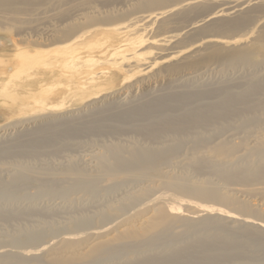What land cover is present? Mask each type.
Returning <instances> with one entry per match:
<instances>
[{"label": "bare ground", "instance_id": "obj_1", "mask_svg": "<svg viewBox=\"0 0 264 264\" xmlns=\"http://www.w3.org/2000/svg\"><path fill=\"white\" fill-rule=\"evenodd\" d=\"M62 1L58 0L59 5L50 0H0V48L13 42L5 29L17 24L32 25L42 18L41 12H32L35 6L58 5L47 16L49 23L40 22L34 32L47 40L61 35L60 41L65 42L48 51L36 50V55L41 61L51 59L46 62L49 71L63 57L67 61L63 71L67 74L81 64L93 62V57L82 59L91 48L85 42L91 31L86 27H98L91 31V39L102 36L110 46L118 35L127 37L133 46L119 53L137 55L138 47L147 40L138 26L146 20L155 23L167 11L172 13L158 25L161 30L171 25L185 27L170 35L174 38L185 34L174 45L179 47L197 37L211 35L220 39L235 34L251 19L249 13L238 16L237 11L252 3L264 4V0H254L239 8L222 7L188 23L192 8L216 7L219 0H69L61 4ZM262 9L264 5L249 11ZM120 15L125 25L109 26ZM261 21L264 17L254 24ZM257 41L264 44V25ZM204 52L195 63L181 59L163 69L191 68L211 60L233 68L249 64L244 48H225L216 43L207 45ZM14 56L17 62L0 74V78L8 75V82L16 67L20 72L25 67L27 54L19 50ZM132 66L130 60L121 62L114 73L108 69L91 78L80 77L77 82L83 93L86 85L98 88L116 84L118 75ZM258 77L246 83L240 81L236 90L229 83L223 87L162 90L149 100L144 95L137 100L129 98L122 107L103 100L90 104L81 114L53 117L48 119L50 124H38L23 132L18 129L14 137L0 140V158L13 166L9 178L0 174V203H4L0 204L1 217L20 216L32 209L44 213L58 209L54 204L42 208L40 198L61 199L69 206L87 200L85 205L99 207H95L93 215L70 218L66 223L69 230L45 242L46 235L59 225L50 221L43 226L47 223L35 219L39 226H21L16 239L12 238L13 247H0V264H264V214L240 198V194L264 193V75ZM130 80L125 75L121 83ZM47 92L46 87L40 89L37 100ZM259 93L263 94L255 97ZM252 97L256 101L251 102ZM129 133L135 135L128 142L118 138L123 134L130 137ZM84 134L111 138L103 140L90 154V165L86 164L88 159L80 163L76 157L32 162L69 150L70 138H85ZM31 184L33 193L27 190ZM155 184L173 191L155 194L150 190ZM163 195L172 202L160 204ZM23 198L32 205L26 211L14 208L13 203ZM57 201L55 204L60 200ZM144 216L139 227L131 224ZM124 224L130 226L120 229ZM112 230L116 234L110 237ZM83 237L88 240L83 244L91 246L75 253L79 241L74 240ZM103 237L106 238L100 240ZM231 254L233 260L227 259ZM38 255L46 257L45 262L39 259L33 263L31 258Z\"/></svg>", "mask_w": 264, "mask_h": 264}, {"label": "rangeland", "instance_id": "obj_2", "mask_svg": "<svg viewBox=\"0 0 264 264\" xmlns=\"http://www.w3.org/2000/svg\"><path fill=\"white\" fill-rule=\"evenodd\" d=\"M68 1L69 0H64L61 4ZM249 1L253 2L254 0H219L215 3V5H217L216 7L213 6L205 9H202L201 6L194 7L190 11L191 20L188 23L193 22L197 18L204 17L210 13V11L212 12L222 7H226L228 9L239 8L240 6L247 4ZM50 3L59 4L58 0H50ZM263 5L264 4L260 2L252 3L244 7L241 11H237V15L239 14L238 16L249 13V15H251V19L249 23L240 27L235 34L231 36H223L220 39L211 35H207L208 37H197L193 41H190L189 43L187 42L185 45L179 47L174 45H177L182 38H184L185 34L174 38H171V36L177 34L185 27L178 29L179 26L177 27V25H171L168 29H162V31L158 25L162 18H165L172 13H168L169 11H167L166 15L155 23L151 20H146L143 22V26H138L140 33L143 32L144 35H146L147 40L142 46L138 47L139 54L137 55L132 54V52L119 53V51H123L133 46L131 41L126 40L127 37L118 35L116 42L110 46L109 43H105L104 40H102V36L96 39H91V31L98 27H86L87 31H91L87 32L85 42L88 41L87 46H91V48L88 50V53L83 55L84 57L82 59L85 60L88 56L93 57V62H90L88 65L81 64L78 66L77 70L71 69L72 72L67 74L63 71V69L65 70L64 65L67 62L63 59V57H60L57 60L54 70L49 71L46 70L48 66L46 62L51 59L45 57V59L41 61V57L36 55V50L48 51L52 48L62 46L61 44L65 42L60 41L61 35L47 40L39 38L34 32V26L40 22H46L48 20L47 16L52 13L53 9H57L56 7L58 5L55 8L51 6L38 8V6H35L32 12L34 14L41 12L40 14H42L40 15L42 18H39L37 23H33L32 25L17 24L15 26L8 27L4 31L6 34L11 36L13 42H11L7 47L0 48V74L9 66L12 67L13 64L17 62V60H15L16 56H14L16 51L21 50L22 52H25L27 57L24 60V69L22 68V71L20 72V68L16 67V69L13 70V74L10 76L9 82L8 75L0 78V140H8L14 137L17 133L16 130L18 129L23 132L29 128L35 127L38 124H50L48 119L53 117H61L62 115L76 113L81 114L90 104L96 102L100 103L103 100H111L115 106L122 107L128 103L127 99L129 98L136 97L137 100L144 95L147 100H149L152 96H154V94L162 90H175L182 88V86L190 88H197L200 86L223 87L226 83H229V85L236 90L241 86L237 83L249 82L254 80V77L258 75V78H261L264 75V44L262 45L259 43L257 38L261 27L264 25V21H261L256 25L254 23L259 18L264 17V9L256 12L249 10L255 6L260 8ZM166 9L167 8H164L163 10ZM121 17L122 15H120V17H115L109 26H124L125 23ZM47 23L49 22H46L45 24ZM86 30L84 29V31ZM131 36L133 37V35ZM238 37L240 38L239 40L231 41V38L233 39ZM216 43L221 44L225 48H244L247 52L246 58L247 61H249V64L244 67L241 66V64H237V66L233 68L232 66L222 64L219 61L216 62L211 60L206 63L192 65L191 68L163 69L167 65L181 61V59L190 63H195L198 59L204 56V49L207 45ZM161 48L165 49L161 50ZM25 50H28L30 53ZM197 50H201V52L198 53ZM78 60L80 61L81 59ZM128 60H130L133 66L129 68L128 72L123 71L120 75H118L116 84H105L104 86H100L98 88H92L90 87L91 85H86L85 92H82L83 88L77 82L78 78H91L93 76H97V73L101 71L107 70L106 72H108V69L114 73L117 70L115 67L118 66V63H124ZM38 63H41V65ZM115 63H117L116 66ZM54 71H56V73ZM125 75L131 77V80L128 83L122 84L121 81L124 79ZM5 80L7 82H5ZM43 80L46 82L44 85L41 83ZM45 87L48 92L37 100L36 95L38 91ZM262 94L259 93L255 97H259ZM254 101H256V99L252 97L251 102ZM14 125H17L18 128H13ZM112 125L114 124L111 123L110 126ZM6 128L8 129L6 130ZM129 135L130 137L127 134H123L118 136V138L128 142V140L131 137L133 138L135 134L133 135V133H129ZM84 136L85 138H70L71 141L69 144L71 146L69 150L64 151L63 153L53 155L47 154L46 156L41 157V160L35 161L32 159V162L34 164L50 161L58 162L76 157L81 160L80 163H83L90 157L92 152L98 150L102 142L111 139L110 137H90L91 135L89 134H84ZM86 164H91L89 159L86 161ZM12 167L13 166L8 163L7 159L0 158V174L2 177L5 179L9 178L11 173L9 170H11ZM33 188L32 184L27 186V190L31 193L35 192V189ZM150 190L152 192L155 191V194H167L173 191L168 187L156 184L150 187ZM163 196H165V198L162 199L160 204H165V202L171 200L167 198L166 195ZM240 196L241 199L249 202L255 210L264 214V193L259 192L251 196L240 194ZM54 200L55 201L40 198L38 199V202L42 208H51L54 205H57L58 209L56 211L44 213L37 212L32 209L22 213L20 216L13 214L9 217L0 216V247H13L11 246V242L13 240L12 238L16 239L15 234L19 228L25 225L36 224L37 222H35V219L42 220L47 223L43 224V226L48 225L50 221L57 226L59 225V227L55 228V232L46 235V238L43 241L45 242L54 238V236H57V234H60L62 231L69 230L67 229L66 223L72 218L77 216L81 217L87 214L93 215L97 208H99L96 204L85 205L84 203L87 200H82L83 203L76 204L74 206H69L66 202H62L61 199ZM57 200H60V204H55L58 202ZM170 202H172V200ZM0 204L3 205L4 203ZM13 204L15 205L14 208L26 211L31 203H29L26 198H23ZM95 207L97 208L95 209ZM182 211L185 210L183 209ZM146 216L140 220L134 221L131 224L139 227L141 220L143 221ZM36 225L39 226V224ZM128 226H130V224H124L120 229L127 228ZM109 234L110 235L108 236L112 237L116 234V231L112 230ZM105 238L106 237H103L100 240ZM201 238L203 241L206 240L204 239L205 236H201ZM74 241H79L77 243L78 247L74 251L75 253L85 252L91 246L85 245V241L88 242L87 237ZM36 244L33 246H37ZM227 256V259L229 260H233L234 258L233 254ZM39 259L43 262L47 258L40 255H38V257L31 258L33 263H38Z\"/></svg>", "mask_w": 264, "mask_h": 264}]
</instances>
